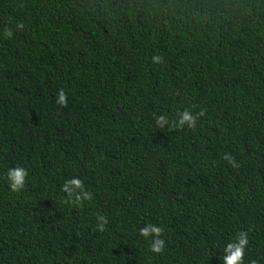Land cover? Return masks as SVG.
Listing matches in <instances>:
<instances>
[{"label": "trees", "instance_id": "16d2710c", "mask_svg": "<svg viewBox=\"0 0 264 264\" xmlns=\"http://www.w3.org/2000/svg\"><path fill=\"white\" fill-rule=\"evenodd\" d=\"M241 239L264 264V0H0V264H224Z\"/></svg>", "mask_w": 264, "mask_h": 264}, {"label": "clouds", "instance_id": "9594fccd", "mask_svg": "<svg viewBox=\"0 0 264 264\" xmlns=\"http://www.w3.org/2000/svg\"><path fill=\"white\" fill-rule=\"evenodd\" d=\"M152 59L156 62H159L160 57L159 56H153ZM57 102L58 103L64 102V96H63V90L62 89L58 93ZM182 119L189 120L190 126H191L193 119L190 116V114L184 113ZM26 175H27V173L24 169H21V168L9 169L8 179L10 181V187L12 188L13 191H15L18 186L22 185L23 180H24ZM68 183H70L74 187H80V181L77 179H72ZM66 189H67V186H66ZM151 230L153 233H156L157 235L160 232V229L155 228V227H153ZM148 231H149V229L147 227L143 228V229H141V234L146 236L148 234ZM161 243H162L161 241L157 240L156 243L153 245L152 250L153 251H159L160 250L159 245ZM245 243H246V239H241L238 243H230L226 248V251L229 252V255L223 257L224 264H242L243 246Z\"/></svg>", "mask_w": 264, "mask_h": 264}]
</instances>
